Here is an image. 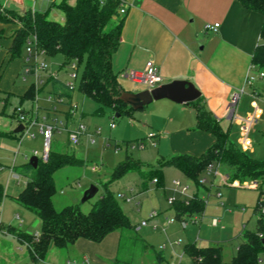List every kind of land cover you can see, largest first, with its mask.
<instances>
[{
    "label": "rangeland",
    "instance_id": "rangeland-1",
    "mask_svg": "<svg viewBox=\"0 0 264 264\" xmlns=\"http://www.w3.org/2000/svg\"><path fill=\"white\" fill-rule=\"evenodd\" d=\"M5 0H1L3 3ZM60 0H27L26 7L34 8L36 12L46 13L53 2ZM74 4L76 0H68ZM125 2V0H122ZM7 9L15 10L23 14L26 9L17 6L14 2H7ZM49 19L63 23L64 15L57 9H51ZM16 30L14 23L5 24L0 22V130L6 136L0 135V184L7 195L0 205V223L19 228L23 223V231L30 235L40 233V225L34 214L18 208L14 202L16 196L24 189L30 175L29 160L34 156V151L42 152L43 140L38 127H32L29 131L13 133L19 122L14 116L18 107L26 110L34 107L39 110V118L55 107V114L59 121L65 122L66 114L70 106L77 104L79 109L74 112L73 119L69 122V128L74 129L79 124L84 126L93 135L91 143L86 136H81L78 146H72L68 141V133L61 131L55 133L51 141V149L62 153L74 154L83 160L81 166L66 167L55 174L57 192L53 197V204L57 210L65 206H76L81 212L87 214L100 195L105 191L108 184L109 191L113 194L121 210L128 217L135 231L124 237L120 244L118 261L120 264H159L156 254H160L164 263L161 264H195L185 252V247L195 244L198 247L215 245L220 246L224 261H230L232 254L244 241L245 232H255L259 212L256 211L258 191L264 190V178L258 182L247 180L240 181L228 175L220 165L215 172H206L199 179V185L188 179L177 167L167 161L180 153L177 151L180 145L188 146L192 141L183 135L161 136L153 146L154 139H148L149 135H156L151 129V124H143L145 114L155 118L158 114L161 102L152 103L143 110L133 111L131 115L116 117L115 112L109 108L101 109L93 100L84 97L79 91V82L84 64L77 70V78L72 80L70 66L65 62L61 54L46 57L45 63L49 69L41 72L44 85L38 88L33 101L22 100V97L31 88L33 78L25 80L22 76L25 63V44L19 57L11 58L9 53L10 36ZM12 44V42H11ZM255 69V68H254ZM126 71V73H128ZM258 70H251V74L257 77ZM57 74V82L53 83L50 74ZM72 82V88L67 87ZM131 90H139L145 85H138L128 79ZM255 90L264 92V79L254 82ZM68 92L70 98L61 96L56 99V93ZM252 92L247 88L246 94L241 96L236 119L223 122L221 127L228 133L229 139L238 146L241 139V125L247 117L246 108L250 101L248 96ZM252 104V103H251ZM261 121L250 132L251 146L243 149V152L252 158L264 161V106ZM238 122H237V121ZM236 122V123H235ZM114 125V128L111 126ZM171 131V130H170ZM200 131L195 128L191 130ZM35 134V138L29 135ZM214 137L213 134L210 133ZM143 141L146 147L142 150L132 148L131 144ZM200 151L197 155H200ZM184 154L196 157L193 154ZM41 155V153H40ZM201 156V155H200ZM198 157V156H197ZM129 161L136 163L141 171H159L161 181L156 179H144L138 170H133L122 177L112 180V173L121 162ZM216 168V167H215ZM14 169L18 178L12 175ZM20 174V175H19ZM228 176L225 182L224 177ZM205 180L204 184H200ZM180 181L181 188L187 187L186 196H176L178 200H189L194 197L205 202L204 211L195 218L178 219L174 205L168 198L173 197L174 182ZM236 184V185H235ZM97 188L96 195L82 202L84 193L91 187ZM132 199L127 202L126 199ZM155 213L153 218L150 215ZM20 216V221L15 216ZM218 225L212 226L213 220ZM146 226L137 230L141 223ZM1 224L0 227L2 228ZM27 227V229H26ZM11 234L12 231H7ZM4 228L0 230V243L18 247L26 253V247L18 243L9 235ZM148 244V245H147ZM143 245L147 247H143ZM19 253V252H18ZM28 258V256H26ZM260 263L264 264V252L260 254ZM73 261V260H71ZM111 264L110 262H108ZM92 264V263H90ZM113 264V263H112Z\"/></svg>",
    "mask_w": 264,
    "mask_h": 264
},
{
    "label": "trees",
    "instance_id": "trees-1",
    "mask_svg": "<svg viewBox=\"0 0 264 264\" xmlns=\"http://www.w3.org/2000/svg\"><path fill=\"white\" fill-rule=\"evenodd\" d=\"M246 10L260 14L263 24L260 32L261 43L256 47L251 60L252 68L264 69V0H236ZM122 0H76L70 4L68 0L53 2L46 13L30 10L20 14L6 9L0 13V22L14 23L16 30L12 35L9 48L11 58L20 56L26 40L36 36L38 46L48 57L61 54L70 65L75 62L79 68L84 64L79 82L80 93L94 102L101 109L109 108L115 116L131 115L134 111L124 104L120 97L124 93L118 76L112 68V56L120 45L122 19L119 9ZM51 9H57L64 15L63 23L49 19ZM2 34L0 32V39ZM25 66V63H24ZM23 66V67H24ZM56 83V79H52ZM38 89L31 88L22 100H31ZM56 97H68V92L55 94ZM196 115V129L214 135V144L201 156L176 155L167 162L177 167L188 179L199 185L200 177L208 172L210 166H221L228 175L240 183L252 180L258 182L264 178V161L255 159L243 152L228 137L217 118L208 109L202 98L188 104ZM69 112L66 114V116ZM14 133V132H13ZM15 134V133H14ZM1 136H6L0 133ZM83 160L74 154L49 150L47 161L38 159L36 168H30L26 186L16 197V201L39 219L41 227L37 239L35 235L15 233L17 240L28 250L33 264H39L51 247L67 250L84 239L92 243H101L106 236L119 232L121 239L135 231L128 217L121 210L118 202L105 184V191L87 213L76 206H65L57 210L53 197L57 192L55 174L66 167L81 166ZM138 170L144 179L161 181L159 171L145 172L129 159L116 166L112 180L126 173ZM201 184V183H200ZM5 197L0 184V205ZM176 217L186 219L200 215L205 202L197 197L189 200H178L174 204ZM264 190L258 191L256 211L259 216L255 232H245L244 241L239 246L230 262H224L219 247H197L189 244L185 252L195 264H259L260 254L264 252ZM157 262L163 263L161 255L156 254Z\"/></svg>",
    "mask_w": 264,
    "mask_h": 264
},
{
    "label": "crops",
    "instance_id": "crops-1",
    "mask_svg": "<svg viewBox=\"0 0 264 264\" xmlns=\"http://www.w3.org/2000/svg\"><path fill=\"white\" fill-rule=\"evenodd\" d=\"M124 3L126 12L120 16L122 19L120 45L112 56V68L118 76L123 92L137 93L147 89L144 86L139 90H131L126 71L141 72L146 65L152 64L162 79L161 85L176 80L193 83L220 126L227 120L236 119L240 100L233 107L231 97L235 91L245 85L247 75L251 71L252 56L261 43L263 17L244 9L236 0H125ZM207 24H219L218 32H205L204 27ZM251 89L255 90L254 87ZM256 91L263 98L264 92H260V89ZM248 101L250 105L246 108L247 116L255 103L252 92L248 96ZM156 102L161 103L155 118L152 119L149 114H145L142 118V123L150 122L151 129L156 132L153 138L156 144V140L159 141L162 135H183L192 142L188 146L181 144L177 151L182 154L178 155H187L184 154L186 152L196 157L204 154L214 144L215 137L209 132L201 130L191 132L196 128V115L191 106L176 104L169 100ZM259 106L263 113L264 104L260 102ZM259 121L261 117L257 123ZM257 123L251 130L256 128ZM0 133L4 131L0 130ZM251 143L252 141L246 146L241 145L240 142L237 144L247 149ZM200 151L202 153L197 155ZM11 173L13 175L15 170L12 169ZM14 176L18 178V174ZM16 197L13 199L18 208L34 214L22 207L16 201ZM15 218L20 221L18 214ZM37 220L41 227L36 216ZM214 221H216L215 225ZM22 224L20 222L19 228L11 225L4 227L2 223L1 226L6 232L12 231L11 234L7 233L20 243L15 233H26L23 231ZM217 225L218 222L214 219L212 226ZM141 228L139 226L137 230ZM121 240V234L113 232L101 243L80 239L67 250L51 247L39 264H85V260L89 264H109L108 262L120 264L118 258ZM143 247L147 246L143 245ZM205 247L220 248L215 245ZM238 248L232 254L230 261ZM0 264L33 263L28 250L26 255L18 247L0 243Z\"/></svg>",
    "mask_w": 264,
    "mask_h": 264
},
{
    "label": "built area",
    "instance_id": "built-area-1",
    "mask_svg": "<svg viewBox=\"0 0 264 264\" xmlns=\"http://www.w3.org/2000/svg\"><path fill=\"white\" fill-rule=\"evenodd\" d=\"M27 0H5L3 3L0 0V13L2 14L6 9V4L7 2H14L17 6L21 7L23 6L26 11L30 10L32 13L35 12L34 8H29L25 6V2ZM30 1H35V0H30ZM25 11V12H26ZM126 12L125 8V3L122 2V5L119 9V17L123 16ZM220 25L219 24H207L204 27L205 32H212V33H217L219 30ZM25 50H26V55H25V66L23 67L22 71V76L23 79L25 80L28 77L33 78V85L36 88V90L44 85V80L43 77L40 75L41 72H47L49 67L45 63V58L47 57L46 52L41 49L38 46L36 36L31 35L25 42ZM70 69L74 72L71 73L70 77L72 80H75L77 78V70L78 67L75 62L71 63ZM251 70H255L254 68H251ZM51 79H56L57 80V74H50L49 75ZM126 77L130 79L133 83L139 84V85H145L147 89H153L162 83V79L158 73V70L152 65L148 64L146 65L145 69L141 72L138 71H133L129 70L128 73H126ZM257 79H264V69L263 70H258L257 72V77L253 76L251 74V71L247 75L245 85L235 91L231 97V105L234 107L238 101L240 100L241 96L246 94L247 88L254 87V82H256ZM67 87L69 89L72 88V82H69ZM263 96V95H262ZM60 97H56V99L59 100ZM252 98L254 99V104L252 107L251 113L246 117L244 121H239L241 125V139H240V144L243 146L249 145L250 140H249V134L252 129V127L257 123L259 118L262 115V110L260 109L259 103L264 104V96L261 98L260 94L256 91H252ZM79 109V106L77 104L71 105L70 106V111L69 114L66 116L65 122L59 121L57 117L51 118V115L57 116L55 113V107L53 109L48 110L45 115H42L39 118V110L34 107L26 110L24 108L18 107L15 109L14 116L16 117L17 121L19 124L23 125L24 130L29 131L30 128L32 127H38L39 133L42 135V140H43V147H42V152L41 155L37 152L34 151V156L38 157V159H41L42 161H47L48 155H49V150L51 148V141L52 137L55 133H60L61 131H66L68 133V141L72 146H78L80 143V138L81 136H86L88 139H90L91 143H93L92 137L93 135L90 134L87 129L79 124L76 128L70 129L69 128V122L73 119V114L75 111ZM233 113V111H232ZM231 113V114H232ZM114 128V125L111 126ZM30 138H35V134L29 135ZM155 135L150 134L148 139H153ZM153 146L156 145V143L153 141L151 142ZM132 148H137V149H144L146 147V144L143 141H137L135 143L131 144ZM219 167V166H217ZM215 168L213 166H210L208 169V173H211L212 171L215 172V175H218V168ZM228 180V176L224 177V181L226 182ZM201 184L205 183V180H202L200 182ZM236 185V184H235ZM181 183L180 181H175L174 182V188H173V197L168 198V201L170 204L175 203L176 196L179 197H185L187 198L186 191L187 187H183L181 190ZM186 200V199H185ZM127 202H131L132 199H126ZM264 212V209L262 210ZM156 214L152 213L150 215V218H153ZM199 219L197 216L194 218V222L197 223ZM1 224V223H0ZM216 224V221H214V225ZM146 226V223L143 222L141 223L140 227ZM1 230V227H0ZM39 234L35 235V239H37ZM85 264H89L87 260L84 261Z\"/></svg>",
    "mask_w": 264,
    "mask_h": 264
},
{
    "label": "water",
    "instance_id": "water-1",
    "mask_svg": "<svg viewBox=\"0 0 264 264\" xmlns=\"http://www.w3.org/2000/svg\"><path fill=\"white\" fill-rule=\"evenodd\" d=\"M201 98L200 91L195 85L186 80H176L159 85L153 89H145L137 93H123L120 100L134 111L141 110L153 102L160 100H169L176 104H190ZM118 117V116H117ZM24 129L19 125L15 133H20ZM38 157L33 156L29 160V165L36 168ZM97 193V188L91 186L85 193L82 202L93 198Z\"/></svg>",
    "mask_w": 264,
    "mask_h": 264
}]
</instances>
